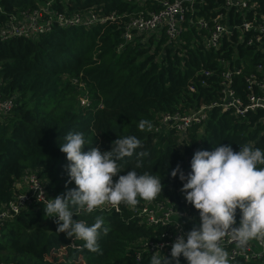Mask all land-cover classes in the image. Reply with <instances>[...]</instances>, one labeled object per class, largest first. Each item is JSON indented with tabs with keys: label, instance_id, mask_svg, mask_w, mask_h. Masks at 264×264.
Instances as JSON below:
<instances>
[{
	"label": "trees",
	"instance_id": "obj_1",
	"mask_svg": "<svg viewBox=\"0 0 264 264\" xmlns=\"http://www.w3.org/2000/svg\"><path fill=\"white\" fill-rule=\"evenodd\" d=\"M43 1L0 0V21L19 17ZM159 1L54 0L49 8L64 15L90 11L98 17L112 13L113 19L87 28L62 26L53 20L50 29L37 36L0 40V99L12 103L0 113V207L13 198V182L26 172L37 175L47 200L66 192L68 161L60 143L69 132L84 134V151L90 147L107 151L118 137L136 136L141 147L118 161L124 168L119 174L147 171L159 176L164 185L155 200H140L135 209L121 204L120 211L105 206L102 211L73 216L88 226L97 216L104 217L109 232L101 233L98 240L102 254L56 232L55 218H45L46 203L32 202L0 225V264H149L152 254L142 244L157 238L164 228L145 224L136 215L138 208L168 200L184 213L186 228L200 223L199 211L180 191L184 181L179 173L171 176L177 164L187 175L196 150L211 151L220 144H231L238 151L250 143L264 150L261 111L241 118L212 106L200 123L183 133L160 123L166 113L186 112L215 101L217 74L226 66V58L249 54L251 48L232 46L224 38L216 48H204L203 30L187 23L172 42H167L162 30L124 41L121 31L126 20L140 10H156ZM220 3L202 0L196 15L207 19ZM141 120L152 123L151 132L139 130ZM137 162L142 167L136 168ZM74 187V181L67 184ZM61 249L64 252L57 255ZM138 251L140 258L135 261ZM180 264H188L183 256ZM231 264H262V260L233 259Z\"/></svg>",
	"mask_w": 264,
	"mask_h": 264
},
{
	"label": "clouds",
	"instance_id": "obj_2",
	"mask_svg": "<svg viewBox=\"0 0 264 264\" xmlns=\"http://www.w3.org/2000/svg\"><path fill=\"white\" fill-rule=\"evenodd\" d=\"M138 127L141 131L153 129L148 120H141ZM64 139L60 151L68 161L65 165L69 177L65 184L67 190L47 200L45 218H55L56 232L81 240L84 248L102 254L98 240L101 233L109 232L104 227V217L97 216L88 226L73 216L102 211L107 205L117 211L121 204L135 209L140 200H155L164 185L159 176L147 171L141 174L131 169L119 174L124 168L118 161L131 157L141 147V140L136 136L118 137L107 151L99 147L84 151L86 141L81 132H69ZM140 167L142 163L137 162L136 168ZM190 167L186 175L177 164L171 176L179 173V179L184 181L180 191L199 211V226L176 237L170 257L154 252L149 264H180L181 256L188 264H231L232 258L224 247L225 238L241 251L253 240L264 244V150L250 143L239 146L238 151L231 144H220L211 151L198 149ZM116 176L118 179L114 181ZM72 181L76 187L67 188Z\"/></svg>",
	"mask_w": 264,
	"mask_h": 264
},
{
	"label": "built area",
	"instance_id": "obj_3",
	"mask_svg": "<svg viewBox=\"0 0 264 264\" xmlns=\"http://www.w3.org/2000/svg\"><path fill=\"white\" fill-rule=\"evenodd\" d=\"M53 1L44 0L19 17L9 16L0 21V40L8 36H37L47 32L53 20L62 26L75 24L87 28L113 19L112 13L98 17L90 11L84 15H64L49 8ZM201 3L202 0H161L156 10H140L122 25L121 38L124 41L131 40L136 34L162 30L167 42H172L185 30L187 23L197 30H203L204 48H216L222 38L232 46L240 44L251 48L249 54L234 53V56L226 58V66L217 74L219 93L215 101L194 110H175L161 116L160 123L173 127L178 133H183L190 125L200 123L206 116V110L212 106L241 118L249 112L261 111L264 114V0H221L219 8L207 19L196 15ZM11 104L9 99H0V113L4 114ZM13 187L16 190L13 198L0 207V225L32 202H47L43 185L33 172H26L15 180ZM136 215L149 226L164 228L157 238L142 244L143 250L152 255L160 252L162 256L170 257L171 245L176 237L191 230L184 226V213L174 209L168 200L145 204L136 210ZM224 247L232 260L239 259L242 263L262 260L264 264V244L259 241H251L248 248L241 251L234 242L225 238ZM139 258L140 252H135V261Z\"/></svg>",
	"mask_w": 264,
	"mask_h": 264
},
{
	"label": "rangeland",
	"instance_id": "obj_4",
	"mask_svg": "<svg viewBox=\"0 0 264 264\" xmlns=\"http://www.w3.org/2000/svg\"><path fill=\"white\" fill-rule=\"evenodd\" d=\"M63 252H64V250L61 249L60 252H57V255H60V254H62Z\"/></svg>",
	"mask_w": 264,
	"mask_h": 264
}]
</instances>
